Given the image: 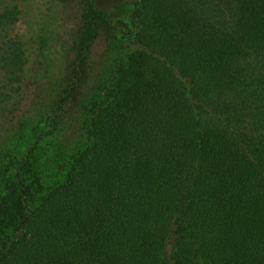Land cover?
Masks as SVG:
<instances>
[{
    "label": "trees",
    "instance_id": "obj_1",
    "mask_svg": "<svg viewBox=\"0 0 264 264\" xmlns=\"http://www.w3.org/2000/svg\"><path fill=\"white\" fill-rule=\"evenodd\" d=\"M60 1L82 22L54 118L123 20L97 0ZM20 15L0 0V108L26 128L46 94L29 90ZM131 17L72 157L42 134L0 163V264H264V0H134ZM40 153L60 183L44 186Z\"/></svg>",
    "mask_w": 264,
    "mask_h": 264
},
{
    "label": "rangeland",
    "instance_id": "obj_2",
    "mask_svg": "<svg viewBox=\"0 0 264 264\" xmlns=\"http://www.w3.org/2000/svg\"><path fill=\"white\" fill-rule=\"evenodd\" d=\"M133 1L97 0L96 6L99 12H108L113 19H116L115 15H121L123 20L122 22L114 20L113 29L102 31L103 35L91 64V80L70 97L61 114L62 118H54L58 102L65 93L71 74L75 56L74 44L79 39L78 28L82 22L80 8L76 3H64L60 0H16L21 10L19 30L28 50L26 71L31 85L29 90L34 91L35 95L45 92L46 95L42 97V106L46 109L40 112L36 119L30 121L31 124L26 128H22L20 123L24 121V116L13 117V114L7 113L3 107L0 108V119H2L0 120V163L2 165L11 159L21 158L25 150L34 147L35 141L42 134L49 135L48 150L54 149L55 153L59 150L60 153L62 152L59 157L66 160L72 157L78 145L84 143L82 131L84 115L90 106L96 105L108 93L110 79L116 72L110 65V61L121 57L120 51L133 42L134 31L129 28L132 22ZM104 45L110 47L111 52L106 53ZM53 118L62 119L54 134L51 131ZM56 136L68 144L60 143V149L54 146L53 140L57 138ZM46 137L45 140H47ZM41 156L39 174L44 186L47 188L60 183L64 179V170H61V166L54 168L43 154ZM2 185L3 188L7 186L6 179ZM2 241L3 237L0 234V247Z\"/></svg>",
    "mask_w": 264,
    "mask_h": 264
}]
</instances>
